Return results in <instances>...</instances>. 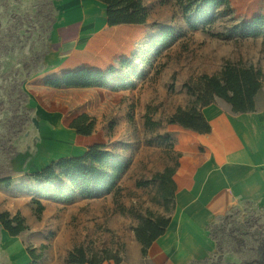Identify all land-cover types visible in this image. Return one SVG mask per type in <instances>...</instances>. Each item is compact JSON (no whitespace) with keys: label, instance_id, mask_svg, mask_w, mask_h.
Listing matches in <instances>:
<instances>
[{"label":"rangeland","instance_id":"rangeland-1","mask_svg":"<svg viewBox=\"0 0 264 264\" xmlns=\"http://www.w3.org/2000/svg\"><path fill=\"white\" fill-rule=\"evenodd\" d=\"M143 1L151 9V19L173 32L160 44L159 36L154 48L139 56L148 69L143 84L147 83L153 98L139 111L135 105L123 109L126 119H96L91 136H76L71 141L72 146L94 144L85 152L88 158L111 152L128 167L117 187L103 191L101 197L69 200L68 194L54 198L59 186L68 192L71 184L66 178L58 179L63 165L56 152L65 146L58 142L60 131L46 123L49 114L41 101L51 97L52 109L69 118L87 107L91 94L73 88L54 93L40 83L56 23L57 0H0V212L21 215L28 228L29 224L34 227L33 232L57 235L69 245L81 242L90 253L107 250L121 260L126 258L139 215L169 216L172 212L173 202H163L151 178L178 160L166 121L177 104L187 102L184 83L203 73H218L226 60L253 64L264 73V24L259 34L247 36L240 28L244 21L233 12L225 14L221 7L213 12L211 23L191 28L196 20L184 13L177 0ZM132 73L116 74L110 81L115 84L123 77L130 84ZM257 106H264V76ZM146 114L159 124L147 127ZM59 122L65 129L70 119ZM37 201L44 205L40 214ZM28 228L19 234L26 241L30 240ZM3 229L0 222V264H12L4 248ZM209 230L213 249L187 264H264V203L237 201ZM43 245L38 247H47ZM47 258L55 260L54 264H66L59 251Z\"/></svg>","mask_w":264,"mask_h":264},{"label":"crops","instance_id":"crops-1","mask_svg":"<svg viewBox=\"0 0 264 264\" xmlns=\"http://www.w3.org/2000/svg\"><path fill=\"white\" fill-rule=\"evenodd\" d=\"M143 3L149 10L145 23L110 26L107 23L106 4L100 0H57L56 23L50 36V48L44 56L40 83L54 93L73 88L91 94L87 107L69 118L61 110L52 109L54 100L51 97L41 101L49 114L45 116L46 123L51 124L57 133L60 131L58 142H63L65 146L56 152L60 160L72 158L90 164L92 159L85 156V152L95 146L80 143L72 146L73 137L84 138L92 134H77L70 127L62 129L59 125L61 119L71 121L83 112L95 119H112L116 116L117 119H126L123 109L135 105L139 111L153 98L146 89L147 83L143 84L148 69L143 67L144 61L140 62L139 56L141 52L149 53L151 46L154 48V41L168 29V25H158L152 20L149 5ZM230 3L233 16L238 20L264 16V0H230ZM124 59H128V63L122 65ZM112 66L115 70L111 76L133 72L130 84L121 87H114L113 83L91 87H53L45 84L48 79L60 78L69 71L81 68L107 71ZM186 96L187 102L177 104L167 117L178 106L189 105L192 97L189 94ZM203 113L212 125L209 133H199L166 121V130L179 154L169 225L149 247L146 255L142 254V245L133 231L126 258L118 264H187L193 257L211 252L214 244L209 228L231 204L241 200L264 203V106H257L251 112L235 113L230 104L218 99L205 106ZM99 196L74 194L69 200ZM33 228L29 224L27 231L30 240L27 241L25 236L10 235L3 229L7 237L3 238L4 248L8 250L12 264L32 262L27 250L29 244L36 253H41L38 264H54L55 260L47 257L56 251L63 254L66 262L73 248L85 247L81 242L69 245L57 235L44 236L40 231L33 232ZM43 244L47 247L41 249ZM101 264L116 263L106 260Z\"/></svg>","mask_w":264,"mask_h":264},{"label":"trees","instance_id":"trees-1","mask_svg":"<svg viewBox=\"0 0 264 264\" xmlns=\"http://www.w3.org/2000/svg\"><path fill=\"white\" fill-rule=\"evenodd\" d=\"M106 4L107 23L110 26L117 24H142L149 16V10L142 0H100ZM184 13L192 14L195 22L191 28L198 24H209L214 20L213 12L220 10L225 14L233 12L230 0H177ZM264 24V16H256L250 21L241 23L240 28L245 35L259 34V26ZM171 29H166L158 39L163 43L172 36ZM128 63V59L121 61L122 65ZM114 66L107 71L99 69L81 68L66 72L62 77L48 79L45 84L53 87H91L108 86L111 81ZM114 76V75H113ZM263 70L253 64L245 65L241 62L226 60L218 73H203L197 78H191L184 83L186 92L192 96L188 106H178L176 110L167 117L168 123L179 124L180 126L194 130L199 133H209L212 125L203 113V108L218 99L224 100L231 105L235 113L251 112L257 109V97L263 87ZM128 82L118 78L114 87L126 86ZM146 126L157 125L159 121H152L149 115H145ZM96 119L83 112L75 116L69 123V127L75 129L77 134L90 135L95 130ZM170 135V133H169ZM171 137V135H170ZM172 138V137H171ZM178 154V153H177ZM179 156V154H178ZM92 164L77 159L60 160L63 165L57 174L59 178H66L71 184L68 192L64 187L58 189L54 198H70L74 194L86 197H95L103 191L117 187L122 174L126 171L128 163L120 157H114L110 153H101L97 157H91ZM95 163V164H94ZM178 166L167 165L162 171L155 173L151 180L156 182L162 194L165 204L173 202L176 183L174 173ZM149 182V181H146ZM142 184V183H141ZM38 214L44 210V205L37 201ZM0 222L10 235H19L28 228L24 218L16 214L11 216L8 212H0ZM170 222L168 215H139V222L133 227L136 238L141 243L142 254L146 255L153 242L162 235ZM45 247V245H43ZM32 257L29 264H38L41 254L35 252L30 246L27 248ZM114 260L116 264L121 258L102 252L90 253L84 246H76L67 255L68 264H101L106 260Z\"/></svg>","mask_w":264,"mask_h":264}]
</instances>
